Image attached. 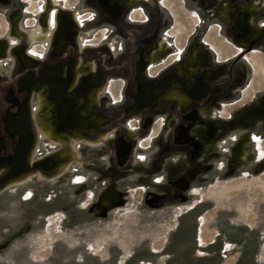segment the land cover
<instances>
[{"label":"rangeland","instance_id":"rangeland-1","mask_svg":"<svg viewBox=\"0 0 264 264\" xmlns=\"http://www.w3.org/2000/svg\"><path fill=\"white\" fill-rule=\"evenodd\" d=\"M66 3L42 4L43 16L48 14L46 7L57 9L53 40L30 47L25 31L37 28L42 21L45 24L42 15L26 11L29 7L36 10L37 1L0 0V42L6 44L8 51L0 55L3 67L2 70L0 67V89L4 90L3 99L0 98V264H163L162 260L158 262L159 256L167 250L173 228L184 222L185 213L187 219L191 218L195 232L198 231L201 246L213 239L215 231L220 235L219 242L224 233L232 235L234 230L248 225L255 242L250 248H243L245 258L241 257L250 264L255 259H258L255 264H264V164L257 167L261 160L264 162V155L257 160L264 154V31L257 23L264 21V0H156V10L152 0H66ZM156 11L161 16L150 27ZM74 12L86 14L84 20L93 19L80 27L73 18ZM239 14L247 19L241 35L231 28ZM16 16L18 21L13 19ZM176 20L181 24H176ZM15 26L25 31L22 30L21 38L11 50L9 33ZM127 26L138 27L148 34L127 45L128 48L152 49L156 35L160 38L172 33L184 45L182 37L188 36L186 48L206 50L209 66L194 76L197 83L193 93L198 96L204 91L206 96L210 95L205 112L210 115L217 112L221 142L210 144L211 151L215 145L220 153L212 159V172L204 183L183 174L185 165L182 158L177 160L178 154L165 160L155 175L144 172L152 147L164 136L167 127L161 120L167 112L165 106L153 105L159 110L157 124L143 132L138 121L142 109L152 105L144 100L126 103L128 109L123 111L121 123L134 140L133 153L123 173L106 174L102 160L107 143L103 145L102 141L109 137L100 135L101 141H87L89 128L96 125L85 114H92L89 108L95 103L87 101L77 108L72 99L65 98L41 106L37 82L27 84L22 78L23 66L36 64L41 51L51 43L58 51L60 43L68 44V49L98 48L110 45L113 38L122 41L118 36ZM113 34L118 36L110 38ZM206 37L214 45L233 50L234 55L227 54L218 61L209 46L202 45ZM33 48H39L36 55L30 54ZM252 51L262 62L259 67L249 61ZM171 55L164 59H173ZM81 58L76 56L77 65L82 64ZM144 58L154 57L148 54ZM183 58L179 69L188 71L182 72V76L190 80V71H195V67H187ZM23 59H29V63ZM11 74L14 83L6 85L4 80ZM174 85L181 90L176 82L171 88ZM26 86L31 90L28 98L27 93L23 98ZM167 90L155 91L160 95L159 101ZM242 92H247V96L243 97ZM61 102L59 113L55 109ZM223 106L226 111L222 112ZM48 108L57 117L53 115V120L47 116V124L53 126V134L59 133L61 137L43 142L41 131L33 123V114L40 115ZM66 111L75 117L65 119ZM29 126L37 130L29 131ZM227 140L228 146L218 148ZM67 149L73 150L77 159L62 167L57 155ZM177 163L179 170L169 172ZM214 169L218 172L213 173ZM25 174L30 175V180L23 181ZM15 179L16 184L20 180L23 184L7 189ZM183 238L187 240V234ZM237 251L235 247L228 254L226 264L233 262ZM190 256L191 252L186 253L185 260L189 261Z\"/></svg>","mask_w":264,"mask_h":264},{"label":"flooded vegetation","instance_id":"flooded-vegetation-1","mask_svg":"<svg viewBox=\"0 0 264 264\" xmlns=\"http://www.w3.org/2000/svg\"><path fill=\"white\" fill-rule=\"evenodd\" d=\"M23 1L25 3H30V0ZM34 1H37L35 5L37 9L34 10L29 7L26 10L34 16L45 14L42 5L44 2H51V6L59 5L62 2L66 3V0ZM152 1L153 8L156 10L158 7L156 5V0ZM32 3L31 1V4ZM168 6L173 11L174 16L177 17V12L172 8L171 2L168 3ZM46 8L48 14L43 17L45 21L44 25L39 23L37 28L35 27V29L29 31H25L22 28L20 29L18 26H15V28L11 27L9 33L10 49L14 48V42L17 41L18 38H21L22 30L26 32L30 47L34 45L41 46L43 42L49 43L53 40L52 31L55 27V13L57 9ZM245 10L246 8L244 12ZM156 13L155 18L151 19L149 23L150 27L156 25L157 19L161 16L160 12L156 11ZM250 14L252 16V13ZM85 16L87 15L81 16L74 12L73 18L77 24H80V27H83L85 21L91 19L87 17L84 20ZM13 19L18 21L19 17L16 16L13 17ZM175 23L181 24L179 20H176ZM246 23V17L239 14L235 22L231 24V28L236 34L241 35L245 29ZM248 23H250L249 20ZM257 23L259 29L261 28L264 31V21H259ZM26 24L31 28V23L27 22ZM11 25L13 24L11 23L10 26ZM147 35V33L141 32L138 27L127 26L120 36L116 34L110 36V38H113L112 36H118L122 41L119 42L113 38V42H111L110 45H103L98 48L90 46L84 50L68 49V44L60 43L58 47L62 50L60 49V51H58L52 47L51 43L47 49L41 51L40 58L37 59L38 62L36 64L23 66L25 71H23L22 78H24L27 84L33 81L37 82L39 88L37 91V100L41 106H45L48 102L51 103L52 100L64 101L66 100L65 98L72 99L74 106L77 108L86 105L87 101L95 103L94 106L89 108V112H92V114H85L86 119H89L92 124L96 125L93 129L89 128V139H87V141L91 143L97 140L101 141L99 138L100 135L109 137L102 141L103 145L107 143L105 159L102 160V165L105 167L103 171L106 174L123 173V169H126L125 167L129 164L130 156L133 153L134 140L127 135L121 123L124 116L123 111L128 109L126 103L141 102L144 100L152 105L142 109L143 113L139 118L138 127L139 130L143 132L149 131L152 126L157 124L156 116H158L157 113L159 110L153 108V105L159 104L165 106L167 112L163 114V119L161 120H163V125L167 123V127L166 130L163 131L164 136L158 140L155 147H152V152L149 155L144 172L147 171L148 174L155 175L157 171L163 168L165 160L171 158L174 154H178L176 156L177 160L182 158L183 164L185 165L183 174L197 183H204L212 172V159L216 158L220 153L215 145L221 142L220 122L219 116H216L217 112L213 111L211 115L205 112L210 95L206 96L204 91L198 96H195L193 93L197 83L194 76L199 71H203L205 67L209 66L208 55H206L205 49L193 50L186 48L188 36L186 37L187 40L182 37V40L186 42L184 45L177 42V37L174 38L175 34L172 33L171 35L166 34L160 38L156 35L152 49L141 48V46L133 48L127 47V45L133 44L138 39L144 38ZM211 41L213 40L207 39L206 37L202 45L206 44L209 46L210 50L217 56L218 61L227 54L230 56L234 55L231 54L233 50L226 48L224 45H214L215 42L213 41V44ZM225 42L227 43V41ZM93 44L94 43H91L90 45ZM38 49L33 48L30 54L36 55V50ZM7 52L6 44L0 42V55ZM170 53H172L171 56H174V58L165 60L164 58ZM253 53L252 51V56L249 57V61L253 66L259 67L262 62H259L257 57L253 56ZM148 54L154 58H144ZM186 54H193V56L190 58ZM76 56L83 57L80 59L81 65H77ZM182 56L184 57L183 62L187 67H195V71H190V74L192 72L190 80H185L182 76V72H189H185L183 68L179 69V67H181L180 63L182 62ZM28 60L29 59L24 60V62L29 63ZM0 67L2 70L3 67ZM74 69L76 70L75 73ZM13 76L14 74H11L9 78L4 80L6 85H12L14 83ZM227 76H229V74ZM169 78L173 80H169ZM174 82L180 85L181 90L177 85L171 88ZM156 87H158L157 89H160L161 92L168 89L163 93L164 97L161 99L162 101L158 100L160 95L155 93L157 90L155 89ZM185 89L186 92L189 93L190 91L192 94H187L184 91ZM30 90V86H26L23 92V98L25 97V93H27L26 97L28 98ZM3 94L4 90L0 89L1 99H3ZM153 94L155 97H153ZM242 94L243 97L247 96V92H242ZM62 105L63 102L57 105L55 109L56 112L61 113ZM215 107L219 108L218 105H215ZM141 108L142 107H139V110H141ZM49 110L50 108L40 113L43 123L41 129L37 127V129L41 131V139L43 140L52 137H61L56 131L57 134H53V126L47 124L49 116L50 118L52 116V119L53 115L57 117L56 113L53 114L52 110L50 113ZM223 111H226L225 106H223L222 112ZM36 113L38 112L34 114ZM96 114L101 117L105 115V117L99 118L96 117ZM68 117L73 119L75 115L69 114L66 111L65 119ZM46 124L50 127L48 130L50 135L44 137L42 131H47L45 127ZM74 125L75 122L72 126L74 127ZM159 126H162V124H159ZM37 129L35 127H30L29 131L33 130L34 132V130ZM156 134L157 132L155 135ZM228 141L229 140L222 142L218 148L223 149L226 147L229 143ZM211 143L215 144L214 152L210 149ZM263 155L264 154L260 155L257 160L263 157ZM257 164L259 168L264 162L261 160V165L259 163ZM178 165L177 163L174 168H169V172L178 171ZM216 172L218 171L214 169L213 173ZM28 177L23 178L27 179ZM174 201L179 200L176 199Z\"/></svg>","mask_w":264,"mask_h":264},{"label":"crops","instance_id":"crops-1","mask_svg":"<svg viewBox=\"0 0 264 264\" xmlns=\"http://www.w3.org/2000/svg\"><path fill=\"white\" fill-rule=\"evenodd\" d=\"M187 214L185 213L184 222L176 224L175 228H173V237L166 246L167 250L159 256L158 262L162 260L163 264H226L228 254L237 247L238 251L234 253L232 263L250 264L246 259L243 260V248H250L252 243L255 242L252 229L248 225L244 224L246 228L243 227V229L234 230L232 235L230 233H224L222 241L219 242H217V238L220 235L215 231L213 239L208 241L204 246H201L198 244V231H196L197 233L195 232L191 218H186ZM188 229L189 232H187ZM186 234L187 240L183 238V236L186 237ZM199 249L201 250L200 254H196ZM188 252H191L189 261L184 258ZM255 263H258V259L253 260L251 264Z\"/></svg>","mask_w":264,"mask_h":264},{"label":"bare ground","instance_id":"bare-ground-1","mask_svg":"<svg viewBox=\"0 0 264 264\" xmlns=\"http://www.w3.org/2000/svg\"><path fill=\"white\" fill-rule=\"evenodd\" d=\"M42 16H43V14H41ZM44 17V16H43ZM93 19V17H91V19L90 20H92ZM42 24H43V21H42ZM83 25V24H82ZM31 41H32V39H31ZM43 47V46H42ZM40 56V55H39ZM38 113H36V114H33V118H34V124H36V126L37 127H39L40 129H41V127H42V119H41V116L40 115H37ZM45 127H46V130L47 131H42V134H43V136L44 137H47V136H49L50 135V133H49V129H50V127L46 124L45 125ZM59 140V139H58ZM42 141L44 142V140L42 139ZM57 144V143H56ZM71 149L69 150V149H67V150H65L63 153H61V154H59V155H57V159H58V161H60L61 162V166L62 167H64L65 165H66V163L67 162H70L71 161V159H77V156L75 155V153L73 152V150L71 151ZM30 176V175H29ZM23 177H28V174H25ZM22 177V178H23ZM19 179H21V178H19ZM17 179H15L13 182H11V184L7 187V189H9V188H12V187H14V186H19V185H22L23 184V181H27V180H30V178L28 177L26 180H20V182L18 183V184H16L15 183V181H16ZM22 181V182H21Z\"/></svg>","mask_w":264,"mask_h":264}]
</instances>
